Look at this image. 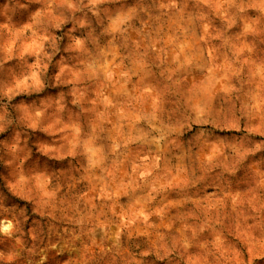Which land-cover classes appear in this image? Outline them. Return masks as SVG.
<instances>
[{"label": "rangeland", "instance_id": "374dc122", "mask_svg": "<svg viewBox=\"0 0 264 264\" xmlns=\"http://www.w3.org/2000/svg\"><path fill=\"white\" fill-rule=\"evenodd\" d=\"M12 3L18 9L13 23L32 19L43 7L29 5V16L19 11L28 0ZM177 3L180 10H171L163 24L146 17L140 22L145 31L128 30L133 55L147 48L155 59L160 50L159 70L147 57L141 68L135 56V75L118 77L108 90L98 93V83L76 81L80 73H100L99 65L120 51L118 44L99 56L92 50L87 57L58 54L43 78L55 84L60 75L61 82L39 94L14 87L21 75L14 61L0 67V174L6 178L0 189L7 204L24 206L10 188L19 178L18 156L28 157L27 164L48 161L61 187L55 207L33 213L36 205H27L22 232L0 244L5 256L0 264H264V147L245 154L264 145V57L247 52L253 41L240 36L242 21L226 27L219 0ZM121 20L114 18L112 27L121 26ZM76 38L84 36L77 31L58 43L67 48ZM25 59L32 63L35 56ZM251 61L255 76L246 63ZM124 63L125 71L133 66V60ZM4 93L12 96L11 103ZM112 96L130 102L120 116L112 114L114 109L106 112ZM189 97L192 109L185 105ZM62 103L68 111L65 123L78 106L92 111L88 132L71 134L77 155L59 165L38 156L33 146L37 140L53 143V134L42 130L45 121L35 129L28 122L33 107H43L47 117L48 106ZM160 121L176 127L158 136ZM141 173L150 175L140 180Z\"/></svg>", "mask_w": 264, "mask_h": 264}, {"label": "clouds", "instance_id": "9594fccd", "mask_svg": "<svg viewBox=\"0 0 264 264\" xmlns=\"http://www.w3.org/2000/svg\"><path fill=\"white\" fill-rule=\"evenodd\" d=\"M199 2L208 3L209 0H199ZM219 3L223 5V19L227 22L226 27H236L237 21H242L244 28L240 36L248 37L253 41L251 46H247V52L257 58L264 57V0H219ZM31 4L43 5V7L35 13L32 19L16 22L20 25L17 27L12 18L18 9L13 5L12 0H3L0 3V17L7 18L6 23H0V57H2L0 58V67L8 61H14L13 67L21 72L14 87L21 92L37 94L43 93L47 87H54L55 84L61 82L60 75L56 76L55 84L51 79L47 84L44 81L43 77L53 58L63 53L71 55L73 51L82 57H87L92 50L99 56L113 44L119 45L120 51L115 52L111 60L106 58L105 62L99 65L100 73L83 72L79 74L76 82L91 81L93 85L98 83V93L100 89L108 90V84L116 83L118 77H126L127 80H130L131 75H135L138 70L135 66V56L139 57L141 68L144 67V58L147 57L152 65H156L153 70L158 71L157 60H159L160 50H157L155 59L147 48L143 52L133 55L128 41V30L136 26L140 32H143L145 29L140 26V22L145 21L146 17L163 24L165 17L174 14L171 10H180L177 0H28V4L21 6L19 11L28 12L29 16H33V13L29 11ZM116 17H122L121 26L112 27V21ZM69 25L72 27L69 28ZM53 29L59 30L62 35H53ZM77 31L84 38H76L69 47L62 49L58 42L64 36H73ZM85 33L87 35H84ZM46 42L49 46L48 51H45ZM139 47L140 44H137L136 48ZM125 52L129 54L124 55ZM26 56H35V60L28 63L25 59ZM117 59H119V63L115 62ZM125 60H133L132 68L127 71L124 70L127 67L124 63ZM190 62V60L185 61V63ZM246 63L249 72L255 76L256 72L252 71L255 61ZM260 64L264 67V59H261ZM65 71L66 68H61V74ZM175 71H179V68ZM236 74L239 75V71ZM168 79L171 80V77L169 76ZM261 86L264 87V76H261ZM85 90L87 91V89ZM4 95L11 103L12 96L8 93H4ZM190 101L191 97L185 102V105L192 109L195 105ZM72 103L78 105L77 100H73ZM159 103H163L162 98ZM129 104L128 101L122 102L118 96H112L107 100L105 109L106 112L109 109H114L112 114L120 116L123 114L122 109L128 108ZM91 111L92 109L78 106V111L65 123L68 111L63 103L59 107L48 106L47 117L43 107H33L29 112L28 127L35 129L43 120L47 126L42 130L53 134L51 136L53 143L51 144L42 145L39 140L34 143L37 155L47 156L59 165L64 163L66 157H75L77 152L75 142L70 138L71 134L73 130L81 135L88 132L86 118ZM197 122L207 123L208 121ZM160 123L163 128L158 132V136H166L171 128L176 127L163 124V121ZM187 130L191 131V127L189 126ZM235 130L239 132L242 129L236 125ZM2 131L4 129L0 128V132ZM246 131H251V129H246ZM55 133H59V137ZM61 140L63 143L60 142ZM57 144L59 147L56 146ZM123 147L127 149L128 143L125 142ZM262 147L264 145L256 144L245 154H254ZM27 159L26 156L17 157L16 169L19 178L15 184L10 185L13 194L24 201V206L15 204L9 206L7 204L8 196L3 189H0V244L6 245L9 239H15L22 232L29 219L28 204L36 205L32 209L33 213H40L45 208L55 207L59 199L60 183L56 173L50 170L48 161L42 162L37 158L32 164H27ZM136 171L134 167L133 173ZM148 175L150 173H141L139 179L145 180ZM131 182L136 183L137 177L133 176ZM0 183H6L3 174H0ZM4 258V252L0 251V261H3ZM7 259L11 261L14 257L9 255Z\"/></svg>", "mask_w": 264, "mask_h": 264}]
</instances>
